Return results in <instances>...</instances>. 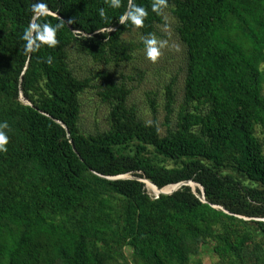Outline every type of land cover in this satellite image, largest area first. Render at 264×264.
Listing matches in <instances>:
<instances>
[{
	"label": "trees",
	"instance_id": "1",
	"mask_svg": "<svg viewBox=\"0 0 264 264\" xmlns=\"http://www.w3.org/2000/svg\"><path fill=\"white\" fill-rule=\"evenodd\" d=\"M36 2L0 0V264H127L125 249L132 264H203L207 244L216 264H264V0H167L159 14L154 0H133L148 11L142 28L119 22L129 0H42L38 21ZM165 8L186 52L174 128L144 125L123 82L101 72L109 127L82 134L91 80L73 73L70 49L96 65L131 61L122 36L154 35ZM62 21L55 47L25 54L30 23ZM119 176L165 192L191 181L204 198L188 186L151 198L140 181L108 179Z\"/></svg>",
	"mask_w": 264,
	"mask_h": 264
},
{
	"label": "rangeland",
	"instance_id": "2",
	"mask_svg": "<svg viewBox=\"0 0 264 264\" xmlns=\"http://www.w3.org/2000/svg\"><path fill=\"white\" fill-rule=\"evenodd\" d=\"M175 20L165 8L162 15V24L156 27L154 37L164 47L162 55L156 63L146 59L144 46L140 44L144 37L137 32L127 33L122 36L123 41L132 42L136 49L133 59L121 63L119 66L113 64L96 65L85 54L76 53L73 49L69 52L70 68L79 79L88 78L91 85L79 98L80 115L78 129L84 135H96L108 130L109 106L103 102L101 82L93 78L97 73H108L117 84L123 82L129 95L127 106L135 110L137 118L144 125H151L154 122L159 128L161 136L168 130L174 128L176 114L183 105V81L186 62L184 46L178 40L175 32ZM93 78V79H92ZM123 80V81H122ZM166 87H170L173 97L171 114L168 116L165 109ZM26 103V101L24 100ZM147 194L155 198L150 190L146 188ZM210 244L202 247L200 260L203 264H216V258L211 252ZM127 264H132L129 249L124 250Z\"/></svg>",
	"mask_w": 264,
	"mask_h": 264
},
{
	"label": "clouds",
	"instance_id": "3",
	"mask_svg": "<svg viewBox=\"0 0 264 264\" xmlns=\"http://www.w3.org/2000/svg\"><path fill=\"white\" fill-rule=\"evenodd\" d=\"M109 7L118 9L121 7V0H105ZM167 6V0H154L152 4V11L160 13L161 10ZM31 12L33 13L34 19L38 21L41 17L46 16L49 13L47 4L43 3L42 0L33 3L31 6ZM101 17L105 16V10L101 8L99 10ZM148 17V11L129 0V7L123 15L119 17L121 24L130 22L131 25L136 28H142L144 26L145 19ZM72 23V21H69ZM65 23L59 22L56 25L51 23H39L32 22L24 30L22 39L25 42L24 51L25 54H31L39 50L42 46L55 47L57 44L56 33L59 29L63 28ZM144 50L146 59L153 63H156L162 55L161 49L165 46L164 43L159 42L152 34L145 37ZM47 62L52 63V57H48ZM9 128L8 123L0 122V152L7 151V145L9 143V136L7 135L6 129Z\"/></svg>",
	"mask_w": 264,
	"mask_h": 264
},
{
	"label": "water",
	"instance_id": "4",
	"mask_svg": "<svg viewBox=\"0 0 264 264\" xmlns=\"http://www.w3.org/2000/svg\"><path fill=\"white\" fill-rule=\"evenodd\" d=\"M19 98H20V100H21V102H24V99H23V97H22V94L20 93V95H19ZM60 125L61 126H63L61 123H60ZM64 127V126H63ZM67 138H69V134L67 133ZM109 180H118V179H133V180H137V181H140V182H142L143 184H145V180H143V179H136V178H132V177H129V176H119V177H116V178H108ZM147 182H149V181H147ZM153 187H155V188H157L156 186H154L151 182H149ZM191 184H195V183H193V182H191V181H187V182H182V183H179V184H176V185H170V186H175V189L173 190V191H171V192H168V193H162L160 190L161 189H158L157 188V190L159 191V193L156 195V197H158V196H160V195H171L172 193H174L175 191H177L180 187H182V186H188V187H190L191 188V190L193 191V192H195L194 190H193V188L191 187ZM197 187H198V190L200 191V193H201V197H202V199L204 198V191H203V189H202V187L200 186V185H197V184H195ZM168 187V186H167ZM259 221H264V219H259Z\"/></svg>",
	"mask_w": 264,
	"mask_h": 264
},
{
	"label": "bare ground",
	"instance_id": "5",
	"mask_svg": "<svg viewBox=\"0 0 264 264\" xmlns=\"http://www.w3.org/2000/svg\"><path fill=\"white\" fill-rule=\"evenodd\" d=\"M146 181V180H145ZM145 187L148 189V190H150L154 195H157V194H155L153 191H152V189H151V187H150V185H149V183L146 181L145 182ZM191 187L193 188V190L195 191L196 190V188H198L195 184H191ZM169 188H166V189H163V190H161V192L162 193H168V192H170V191H168V192H165V191H167ZM175 189V187L172 189V190H174Z\"/></svg>",
	"mask_w": 264,
	"mask_h": 264
}]
</instances>
